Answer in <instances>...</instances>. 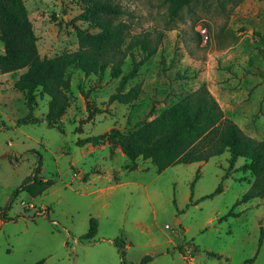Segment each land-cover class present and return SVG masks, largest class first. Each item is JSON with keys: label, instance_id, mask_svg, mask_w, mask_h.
Masks as SVG:
<instances>
[{"label": "rangeland", "instance_id": "1", "mask_svg": "<svg viewBox=\"0 0 264 264\" xmlns=\"http://www.w3.org/2000/svg\"><path fill=\"white\" fill-rule=\"evenodd\" d=\"M110 1L124 10V45L134 35L159 38L156 53L125 87L140 88L132 102L109 101L117 79L108 71L85 74L72 66L63 78L68 106L56 126L44 120L48 96L39 92V121L18 123L27 108L13 83L24 69L0 72V264H122L115 239L124 245V264L145 255L151 260L143 264H264V194L235 204L254 181L238 169L243 158L222 179L228 151L159 172L149 158L129 160L115 142L76 145L113 127L137 129L176 94L200 85L222 107H235L225 117L264 140V0H194L173 20L165 0ZM25 6L41 56L78 48L75 27L88 24L75 17L85 3ZM129 67L127 56L123 70ZM174 71L187 79L173 81ZM87 103L101 112L89 117ZM38 163V174L52 184L33 197L20 187ZM220 182L221 191L209 196ZM90 217L98 228L88 242L82 235Z\"/></svg>", "mask_w": 264, "mask_h": 264}, {"label": "trees", "instance_id": "2", "mask_svg": "<svg viewBox=\"0 0 264 264\" xmlns=\"http://www.w3.org/2000/svg\"><path fill=\"white\" fill-rule=\"evenodd\" d=\"M79 1L85 3V7L75 18L87 22L88 27L84 29L75 27L78 48L53 56H41L25 0H0V41L3 46L0 53V72L9 73L24 69L13 83L14 88L22 92L27 108V113L17 120L18 123L39 121L33 114L39 92L48 96L44 120L49 126H56V121L68 106L69 98L63 90V78L66 70L72 66L85 74L102 75L108 71L111 78L117 79V86L114 93L109 96V101L117 100L127 104L137 98L140 89L138 85L129 86L127 90L125 87L138 75L140 66L156 53L159 38L153 43L149 34L144 33L141 36H132L124 45L128 38V26L120 20L124 10L119 4L110 0ZM192 1L194 0H165L168 3V19L176 18L182 7ZM88 28L96 30L89 31ZM135 52L139 56L138 59ZM127 56L130 58V67L124 71L123 65ZM172 79L177 81L187 77L174 71ZM176 95V101L137 129L124 132L113 127L101 134L80 138L76 145L115 142L129 160L134 161L138 156L149 158L159 172L178 163L207 161L228 151V165L222 179L229 176L238 158H243V163L238 169H247L254 176L248 190L235 204L262 196L264 140L247 135L237 123L225 117L217 99L205 85ZM86 108L89 117L101 112L90 107L88 103ZM38 167L39 163L34 173L25 178L20 187L33 197L52 184L50 179H44L38 174ZM197 178L198 173L190 184V199ZM221 189L220 182L209 196L220 192ZM230 214L232 212L228 213ZM97 228V219L90 217L88 229L82 238L91 242ZM261 241L262 236L259 246ZM113 244L117 247L121 262L124 264L123 243H118V239H115ZM149 260L151 256L145 255L137 264Z\"/></svg>", "mask_w": 264, "mask_h": 264}, {"label": "crops", "instance_id": "3", "mask_svg": "<svg viewBox=\"0 0 264 264\" xmlns=\"http://www.w3.org/2000/svg\"><path fill=\"white\" fill-rule=\"evenodd\" d=\"M0 46H1L0 48H1V52H2V51H3V46H2L1 41H0ZM1 52H0V53H1ZM3 74H6V73H3ZM195 88H196V87H195ZM213 96H214V95H213ZM214 97H215V96H214ZM215 98H216V97H215ZM216 99H217V98H216ZM219 104H220V103H219ZM220 106H221V105H220ZM230 106H231V107H229V106L222 107V106H221V108H222L223 112L226 113V112L229 111L231 108H232V109L235 108V107L232 106V105H230ZM229 118H230L231 120H233L235 123H237L236 120H235V117H234L233 115H231V117H229ZM238 126H239V125H238Z\"/></svg>", "mask_w": 264, "mask_h": 264}]
</instances>
